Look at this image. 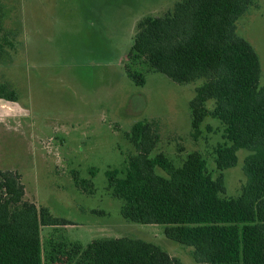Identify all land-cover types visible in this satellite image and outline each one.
I'll use <instances>...</instances> for the list:
<instances>
[{
	"label": "rangeland",
	"instance_id": "374dc122",
	"mask_svg": "<svg viewBox=\"0 0 264 264\" xmlns=\"http://www.w3.org/2000/svg\"><path fill=\"white\" fill-rule=\"evenodd\" d=\"M178 1L0 0V84L18 96L16 102L0 98V170L18 173L25 200L66 221L42 228L45 253L51 241L87 246L129 237L196 264L194 248L168 239L164 225L126 221L106 177L109 170L127 171L136 152L127 133L139 122H155L159 143L153 156L162 153L180 167L199 152L209 173H220V122L207 118L198 138L192 131L190 103L203 80L177 84L129 61L138 22L165 15ZM237 33L258 53L264 85V0H254ZM130 70L142 73L144 82L137 85ZM213 106L207 103L209 110ZM249 154L240 150L238 164L224 172L226 197L241 195Z\"/></svg>",
	"mask_w": 264,
	"mask_h": 264
},
{
	"label": "trees",
	"instance_id": "16d2710c",
	"mask_svg": "<svg viewBox=\"0 0 264 264\" xmlns=\"http://www.w3.org/2000/svg\"><path fill=\"white\" fill-rule=\"evenodd\" d=\"M253 4L180 0L165 15L138 22L129 55L132 65H147L177 84L203 80L190 103L195 138L207 118L223 127L215 178L199 152L190 153L180 167L162 153L153 156L159 143L155 122L136 123L127 133L136 151L127 171L106 173L107 189L122 202V217L164 225L168 239L194 248L196 264H264L262 67L254 47L237 33L238 20ZM3 18L0 3V32ZM130 74L137 85L144 82L142 73ZM0 98L16 102L18 96L0 84ZM242 149L251 153L244 161L247 181L240 196L226 197L224 172L238 164ZM76 183L88 191L86 182L76 178ZM62 224L67 223L47 208L25 200L18 173L0 170V264H183L161 247L129 237L98 239L87 246L51 241L45 253L42 228Z\"/></svg>",
	"mask_w": 264,
	"mask_h": 264
}]
</instances>
